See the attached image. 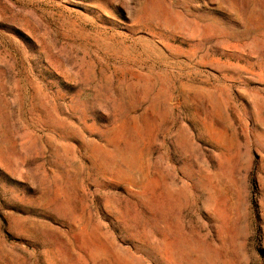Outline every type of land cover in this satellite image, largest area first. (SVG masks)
Returning a JSON list of instances; mask_svg holds the SVG:
<instances>
[{
    "label": "rangeland",
    "instance_id": "374dc122",
    "mask_svg": "<svg viewBox=\"0 0 264 264\" xmlns=\"http://www.w3.org/2000/svg\"><path fill=\"white\" fill-rule=\"evenodd\" d=\"M0 264H264V0H0Z\"/></svg>",
    "mask_w": 264,
    "mask_h": 264
}]
</instances>
